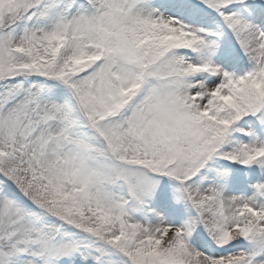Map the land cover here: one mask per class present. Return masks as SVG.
Masks as SVG:
<instances>
[{
	"label": "snow or ice",
	"instance_id": "6c2138e0",
	"mask_svg": "<svg viewBox=\"0 0 264 264\" xmlns=\"http://www.w3.org/2000/svg\"><path fill=\"white\" fill-rule=\"evenodd\" d=\"M0 264H264V0H0Z\"/></svg>",
	"mask_w": 264,
	"mask_h": 264
}]
</instances>
